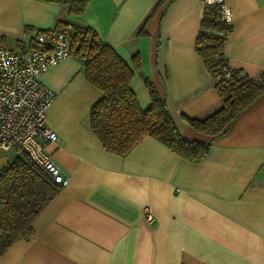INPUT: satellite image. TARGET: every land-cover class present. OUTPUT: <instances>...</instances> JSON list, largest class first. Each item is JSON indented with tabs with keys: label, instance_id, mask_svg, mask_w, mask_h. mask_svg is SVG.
I'll list each match as a JSON object with an SVG mask.
<instances>
[{
	"label": "crops",
	"instance_id": "0c3cea01",
	"mask_svg": "<svg viewBox=\"0 0 264 264\" xmlns=\"http://www.w3.org/2000/svg\"><path fill=\"white\" fill-rule=\"evenodd\" d=\"M204 2L87 0L70 14L53 1L0 0V46L27 44L59 19L90 26L132 68L141 108L150 104L148 79L184 139L206 141L185 121L221 105L194 49ZM223 2L232 18L226 62L247 75L264 70V0ZM39 79L55 93L46 124L56 139L45 149L68 181L34 220L32 236L12 243L0 264H264V94L189 161L150 136L123 155L105 149L88 121L101 92L74 55Z\"/></svg>",
	"mask_w": 264,
	"mask_h": 264
},
{
	"label": "trees",
	"instance_id": "16d2710c",
	"mask_svg": "<svg viewBox=\"0 0 264 264\" xmlns=\"http://www.w3.org/2000/svg\"><path fill=\"white\" fill-rule=\"evenodd\" d=\"M47 1L66 4L70 14L82 13L87 2ZM220 12L219 3L205 0L194 49L213 78L221 105L204 118L185 117L193 129L211 137L206 141L184 139L164 99L148 79H144V84L150 104L141 108L130 86L132 68L112 46L102 42L92 27L71 24L73 55L83 62L86 80L101 92L88 112V121L92 133L105 149L123 155L142 137L150 136L178 156L197 161L208 152L212 140L226 132L235 117L264 94V82L254 84L245 76H239L237 70H232L227 78H216L227 65L223 47L232 27L220 19ZM66 24L67 21L59 19L53 29L62 30ZM37 32L48 37L50 30ZM132 62L138 69L137 53ZM13 148L17 153L0 166V257L15 241L32 236L34 220L62 187L24 151Z\"/></svg>",
	"mask_w": 264,
	"mask_h": 264
},
{
	"label": "built area",
	"instance_id": "2783aa9c",
	"mask_svg": "<svg viewBox=\"0 0 264 264\" xmlns=\"http://www.w3.org/2000/svg\"><path fill=\"white\" fill-rule=\"evenodd\" d=\"M206 1L219 3L220 19L232 23L231 12L223 0ZM70 32L71 24L67 23L62 30H50L48 37L34 35L20 47L0 46V148L4 152L11 147L21 149L61 186L67 184L68 178L45 149L48 142L56 139L55 131L46 124V110L55 93L39 77L48 68L73 56ZM232 70L254 84L264 82V70L247 75L245 70L234 69L228 63L216 78H227ZM143 212L145 221H154L149 207Z\"/></svg>",
	"mask_w": 264,
	"mask_h": 264
},
{
	"label": "rangeland",
	"instance_id": "374dc122",
	"mask_svg": "<svg viewBox=\"0 0 264 264\" xmlns=\"http://www.w3.org/2000/svg\"><path fill=\"white\" fill-rule=\"evenodd\" d=\"M16 150L15 148L11 147L8 151L4 152L1 148H0V164L3 161H9L15 154H16Z\"/></svg>",
	"mask_w": 264,
	"mask_h": 264
}]
</instances>
